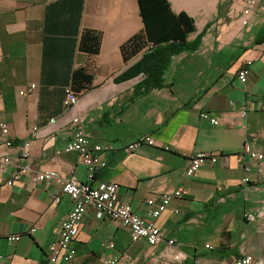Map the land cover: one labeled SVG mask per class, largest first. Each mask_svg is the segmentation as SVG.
<instances>
[{
	"label": "crops",
	"instance_id": "crops-1",
	"mask_svg": "<svg viewBox=\"0 0 264 264\" xmlns=\"http://www.w3.org/2000/svg\"><path fill=\"white\" fill-rule=\"evenodd\" d=\"M168 2L174 13L194 19L188 41L200 44L172 58L163 88L136 96L140 76L114 79L140 58L124 63L120 54L143 28L137 0H0V122L8 125L12 143L7 148L0 142V158L10 159L0 171V264H50L49 246L72 201L57 181L34 177L54 171L61 179L88 181L79 154L56 155L79 131L113 147L99 155L104 166L91 184H118L119 201L136 215L147 218L157 198L178 187L185 194L154 220L174 246L134 243L117 222L88 208L72 243L75 258L67 264H105L112 257L117 264H234L245 255L264 260V157L238 161L244 145L264 155V0H255L247 17L237 0ZM85 30L101 33L96 57L79 51ZM86 66L92 87L66 109L72 74ZM243 68L248 74L241 83L237 73ZM141 136L163 148L123 151ZM25 142L30 171L7 186L27 163ZM210 152L220 153L216 163L186 177L191 158ZM149 199L155 200L151 207ZM248 212L255 217L249 222L243 218ZM10 235H19V242H8Z\"/></svg>",
	"mask_w": 264,
	"mask_h": 264
},
{
	"label": "built area",
	"instance_id": "built-area-1",
	"mask_svg": "<svg viewBox=\"0 0 264 264\" xmlns=\"http://www.w3.org/2000/svg\"><path fill=\"white\" fill-rule=\"evenodd\" d=\"M241 5L242 15L247 17L251 14L255 0H237ZM247 23L243 20V24ZM247 70L241 69L237 73V79L244 83L247 77ZM34 88V84L29 86V90ZM25 91L20 92V95H24ZM77 103V96L67 88L64 92V107L66 109L75 106ZM242 117L245 116V112H242ZM201 118L208 120L212 125H217L219 122L208 113H202ZM77 122V119L73 120ZM37 128H32L31 134L35 135ZM0 142H2L7 148L12 146L10 140L9 127L6 123L0 122ZM22 159L28 160V148L29 142L24 143ZM147 146H158L150 136H141L123 148L125 153L133 152L137 147ZM162 147V146H158ZM163 148V147H162ZM168 150L167 147H165ZM113 150L110 145H103L99 142H91L84 134L83 131H79L75 134L72 140H70L62 149L56 151V155L67 154L75 152L80 155L83 164L87 168V182L79 183L73 177L69 179H61L58 174L54 171H45L35 175V181H57L61 186V192L67 195L72 201V208L67 214L66 218L61 222L57 230L56 241L52 242L49 246L48 262L50 264L58 263H70L74 260L76 251L72 247V243L77 237L79 230L83 224V219L88 208L95 210L98 216H104L110 220L117 222L123 229H125L130 236L132 242L143 241L149 245L155 246L159 243H166V245L174 246L173 240H164L160 234L159 229L155 226L154 220L166 210L172 199H182L185 194L183 187L176 188L173 192L168 194L160 195L157 200L158 203L155 209H149L147 211V218L140 217L132 212L130 207L119 201L118 192L119 185L113 182L104 183L101 185H92L96 173L104 166V163L100 161L99 155L109 154ZM249 157L253 160L260 161L263 159V153H260L249 145H244L242 153L238 156V161H243L245 157ZM220 153H197L190 160L188 167L186 168V177L193 176L198 170L205 164H215ZM10 163L8 156L0 158V171L6 168ZM249 169H245L248 171ZM30 171V165L27 161L26 164L21 165L15 174L6 181L7 186H11L12 183L20 178L22 174ZM243 183H248L249 179L245 177L242 180ZM1 191V187H0ZM155 200H147V206L151 207L154 205ZM244 220H253L254 214L251 212L245 213L243 216ZM34 231V228L31 232ZM19 235H10L6 237V240L10 243L19 242ZM107 249H112V244L105 246ZM207 250H212V246L206 245ZM176 257V260H179ZM119 261L118 257H112L107 260L105 264H117ZM213 264H222L221 262H215ZM234 264H264V260L253 257L252 255H245L238 258Z\"/></svg>",
	"mask_w": 264,
	"mask_h": 264
},
{
	"label": "trees",
	"instance_id": "trees-1",
	"mask_svg": "<svg viewBox=\"0 0 264 264\" xmlns=\"http://www.w3.org/2000/svg\"><path fill=\"white\" fill-rule=\"evenodd\" d=\"M143 28L120 47L124 63L140 56L139 60L119 74L114 82H125L138 76L141 81L134 87L136 96H142L164 87V74L173 57L195 51L199 41L189 42L195 32V21L186 13H174L168 0H137ZM264 42V34L259 43ZM101 33L85 30L79 41V51L96 57L100 51ZM70 89L78 97L92 87L93 72L79 67L72 74Z\"/></svg>",
	"mask_w": 264,
	"mask_h": 264
},
{
	"label": "rangeland",
	"instance_id": "rangeland-1",
	"mask_svg": "<svg viewBox=\"0 0 264 264\" xmlns=\"http://www.w3.org/2000/svg\"><path fill=\"white\" fill-rule=\"evenodd\" d=\"M263 257H264V252H263Z\"/></svg>",
	"mask_w": 264,
	"mask_h": 264
}]
</instances>
